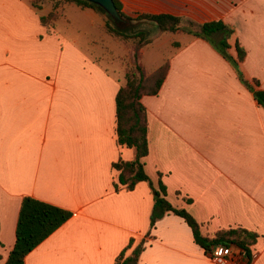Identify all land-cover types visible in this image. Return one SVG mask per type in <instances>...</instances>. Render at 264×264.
<instances>
[{
	"label": "crops",
	"instance_id": "crops-1",
	"mask_svg": "<svg viewBox=\"0 0 264 264\" xmlns=\"http://www.w3.org/2000/svg\"><path fill=\"white\" fill-rule=\"evenodd\" d=\"M0 0V264L15 242L24 196L71 216L24 258L25 264H215L179 215L166 213L149 230L153 196L146 181L115 188L112 163L132 160L117 143L115 96L125 83L119 59L99 62L101 17L73 2ZM128 15L169 13L183 23L221 20L232 29L227 54L184 31L155 32L139 64L169 68L147 110L144 169L166 186L208 237L245 228L256 234L248 261L232 245L235 264H264V0H120ZM218 36V35H216ZM85 46V47H84ZM163 48L160 55L152 47ZM146 51L148 58H144ZM93 52V54H92ZM122 254V255H121Z\"/></svg>",
	"mask_w": 264,
	"mask_h": 264
},
{
	"label": "trees",
	"instance_id": "trees-1",
	"mask_svg": "<svg viewBox=\"0 0 264 264\" xmlns=\"http://www.w3.org/2000/svg\"><path fill=\"white\" fill-rule=\"evenodd\" d=\"M41 0H35L37 4ZM54 5L47 15L41 16V22L47 24L56 17L55 8L61 3L73 2L82 7H91L97 12H103L98 6L85 0H53ZM121 20L113 21L107 18L103 29L109 35L134 41L133 62L125 69V83L120 86L115 96L116 136L119 145H125L134 150L132 160L118 158L112 166L118 170V183L131 190L139 181H146L153 196V208L150 214L149 230L166 213H173L182 217L192 230L194 241L205 252L210 253L213 246L218 244H234L241 248L248 261L251 258L250 245L255 241L256 234L245 228H229L219 230L215 236L208 237L201 233L199 223L185 209L172 206L167 199L166 186L159 179L154 183L146 174L143 158L148 153L147 139V110L141 102L142 95H154L159 91L163 79L169 68L168 61L162 63L153 71H146L138 62L140 48L152 41L149 24L157 27L159 32L184 31L197 37L209 40L237 70L238 76L243 79L239 63L244 57V50L236 43L237 56L231 57L226 52L227 38L232 29L221 20H211L196 24L188 21L182 24V18L169 13H137L128 15L122 9L120 0H112ZM218 35V36H216ZM254 95L264 106V91L255 90ZM71 216V211L59 206L24 196L22 198L15 227V242L4 264H25V255L58 228ZM143 248L142 242L133 250V256L117 263L125 264L127 260L134 259ZM122 255V254H121Z\"/></svg>",
	"mask_w": 264,
	"mask_h": 264
},
{
	"label": "rangeland",
	"instance_id": "rangeland-1",
	"mask_svg": "<svg viewBox=\"0 0 264 264\" xmlns=\"http://www.w3.org/2000/svg\"><path fill=\"white\" fill-rule=\"evenodd\" d=\"M100 17H101V36L98 41L101 45V50H100V55H99V62L103 67H109L111 64L109 63V54L112 57L111 60L113 59H119L121 61L122 66H125V69L129 67L132 62H133V50H134V41L132 40H123L119 38H115L108 33L105 32L103 29V24L107 18H110L109 15H107L104 11L98 12ZM111 19V18H110ZM183 23V22H182ZM186 25V24H183ZM148 28L150 30V34L158 32V29L155 25L149 24ZM187 33V32H186ZM85 47V46H84ZM151 53L152 54H157L159 53L160 55L164 51L163 48H158L157 46L152 47ZM93 54V52H92ZM149 52L146 51L144 58H148ZM234 244H229L227 246H231Z\"/></svg>",
	"mask_w": 264,
	"mask_h": 264
},
{
	"label": "built area",
	"instance_id": "built-area-1",
	"mask_svg": "<svg viewBox=\"0 0 264 264\" xmlns=\"http://www.w3.org/2000/svg\"><path fill=\"white\" fill-rule=\"evenodd\" d=\"M210 257L215 264H235V253L232 247L224 244L213 246Z\"/></svg>",
	"mask_w": 264,
	"mask_h": 264
},
{
	"label": "water",
	"instance_id": "water-1",
	"mask_svg": "<svg viewBox=\"0 0 264 264\" xmlns=\"http://www.w3.org/2000/svg\"><path fill=\"white\" fill-rule=\"evenodd\" d=\"M101 8L113 21H120L121 17L112 0H85Z\"/></svg>",
	"mask_w": 264,
	"mask_h": 264
}]
</instances>
